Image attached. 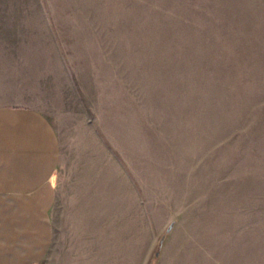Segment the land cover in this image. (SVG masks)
<instances>
[{"label":"rangeland","instance_id":"1","mask_svg":"<svg viewBox=\"0 0 264 264\" xmlns=\"http://www.w3.org/2000/svg\"><path fill=\"white\" fill-rule=\"evenodd\" d=\"M2 74L58 131L57 250L100 215L149 264L173 229L264 264V0H0Z\"/></svg>","mask_w":264,"mask_h":264},{"label":"crops","instance_id":"2","mask_svg":"<svg viewBox=\"0 0 264 264\" xmlns=\"http://www.w3.org/2000/svg\"><path fill=\"white\" fill-rule=\"evenodd\" d=\"M11 81L0 75V264H149L148 247H134L131 228L111 236V224H102L100 215L79 224L84 235L91 226V245L56 249L60 138L36 103L14 95ZM175 232L157 264H179Z\"/></svg>","mask_w":264,"mask_h":264}]
</instances>
